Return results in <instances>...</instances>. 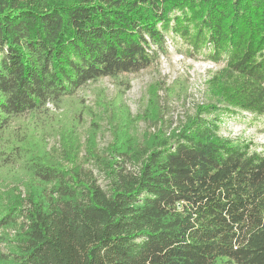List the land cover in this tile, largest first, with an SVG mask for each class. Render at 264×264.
Here are the masks:
<instances>
[{
  "label": "trees",
  "instance_id": "obj_1",
  "mask_svg": "<svg viewBox=\"0 0 264 264\" xmlns=\"http://www.w3.org/2000/svg\"><path fill=\"white\" fill-rule=\"evenodd\" d=\"M170 36L223 64L175 127L161 93L186 85L153 82L135 122L155 131L139 139L121 76L167 54ZM104 78L124 89L99 96L101 116L79 93ZM223 111L264 115V0H0V179L27 193L0 192V228L17 230L0 264H264V153L221 137ZM89 116L86 158L107 189L80 164Z\"/></svg>",
  "mask_w": 264,
  "mask_h": 264
},
{
  "label": "rangeland",
  "instance_id": "obj_2",
  "mask_svg": "<svg viewBox=\"0 0 264 264\" xmlns=\"http://www.w3.org/2000/svg\"><path fill=\"white\" fill-rule=\"evenodd\" d=\"M167 54L162 55L157 62L136 74L122 75V82H130V88L126 89L122 102L131 113L134 120L131 133L137 138H142L145 134L154 132L155 129L148 123L136 121L135 119L141 115L146 109L148 103V90L150 85L156 81H164L168 86H173L175 82H181L186 85L187 93L182 96H166L161 93L163 105L167 108L168 126L179 125L185 121L188 115L195 113L196 105L205 103L208 99L206 94L205 83L211 72L218 70L223 63L215 64L211 62L205 55L191 56L188 48L182 42H177L169 37L167 43ZM124 83L111 78H104L101 81L87 85L84 87L79 96L86 101V105L91 107L97 114L103 116L99 109L97 101L102 96L108 102L117 99L118 94L124 89ZM93 117L89 116L85 119V124L79 129L82 150L80 153V164L84 171L92 172L98 184L102 188L107 189L109 184L102 168L98 167L94 161H88L86 158V146L88 143L87 132L91 128ZM95 120V116H94ZM102 130L96 138V148L101 155L106 153V149L113 141L108 119L101 120ZM220 132L224 139H235L249 143L252 150L264 153V115L256 116L249 112L227 113L225 111L220 114ZM50 147L61 146V135L49 138ZM18 188V194L22 198H26V189L23 183L13 182L10 179H0V192H7L12 188ZM17 230L14 228H0V239L8 237L13 240ZM2 253H10V243L3 239L0 244Z\"/></svg>",
  "mask_w": 264,
  "mask_h": 264
}]
</instances>
